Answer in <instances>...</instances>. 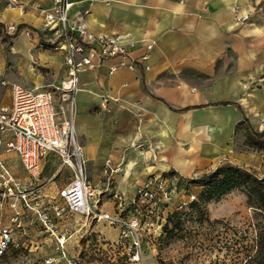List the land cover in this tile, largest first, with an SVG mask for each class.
<instances>
[{"label":"crops","instance_id":"crops-1","mask_svg":"<svg viewBox=\"0 0 264 264\" xmlns=\"http://www.w3.org/2000/svg\"><path fill=\"white\" fill-rule=\"evenodd\" d=\"M68 1L70 22L96 37L118 38L134 65L111 72L117 60L94 58V69L79 73L74 132L99 211L111 214L133 202L152 175L187 179L208 169L236 149V129L244 121L252 132L264 131V0ZM35 3L0 0V107L11 105V84L49 91L66 77L64 53L51 44ZM38 5L51 7L50 0ZM248 10L249 18L238 22ZM0 139V162L26 190L27 174L6 150L11 135ZM51 158L42 159V170ZM106 163L117 172L108 173ZM64 169L42 179L41 202L58 200L63 188L55 178ZM30 213L16 197L0 199L5 224L17 219L21 225ZM76 216L82 223L75 231L94 221ZM63 228L56 229L68 240L71 232ZM102 232L116 238L113 229Z\"/></svg>","mask_w":264,"mask_h":264},{"label":"rangeland","instance_id":"rangeland-1","mask_svg":"<svg viewBox=\"0 0 264 264\" xmlns=\"http://www.w3.org/2000/svg\"><path fill=\"white\" fill-rule=\"evenodd\" d=\"M55 93L59 110L65 104L59 92ZM254 133L249 123L244 121L236 129V149L214 160L208 169L190 178L179 179L171 172L148 177H161L169 195L161 202L155 215L148 217L153 227L150 233L143 234L141 238L142 264H250L256 253L258 233L264 227V214L248 201L241 189L206 200L202 194L204 188L201 180L217 168L228 166L264 179V138L259 141L253 136ZM51 155L52 162L43 170L41 166L38 185L61 166L58 155ZM68 172L64 169L63 176L59 174L55 178L59 190L70 182ZM26 178L29 182L28 176ZM141 187L137 188L135 196ZM54 201L42 203L46 207L64 205L59 194L58 200ZM119 209L124 217L136 212L144 215V208L135 202H127ZM69 215L72 217L68 218ZM51 222L54 228L66 227L63 229L71 232H67L69 239L62 249H58L55 237L30 213L21 219V228L15 231L14 242L0 258V264H130L126 250L121 246H112L118 241V227L90 221L85 228L75 231L72 227L78 228L82 219L67 211L62 218L52 216ZM102 227L115 230L116 238L105 236Z\"/></svg>","mask_w":264,"mask_h":264},{"label":"built area","instance_id":"built-area-1","mask_svg":"<svg viewBox=\"0 0 264 264\" xmlns=\"http://www.w3.org/2000/svg\"><path fill=\"white\" fill-rule=\"evenodd\" d=\"M8 6L18 4V0H7ZM46 28L51 32L52 45L64 53L66 77L58 88L49 91H33L17 84H11V105L0 107V136L10 134L6 150L17 155L29 178L26 190L0 162V199L16 197L24 207L37 217L45 230L56 239L58 249L66 242V235L53 227L51 217L61 218L64 212L80 215L96 222H106L118 227V241L112 246H121L127 252L130 264H142V235L151 232L153 224L149 215H155L162 201L168 198L161 177H151L140 188L133 203L144 208V215L136 212L124 217L119 209L114 214L98 210L99 200L92 183L86 176V160L82 146L77 142L74 132L75 93L82 69L92 70L93 59L100 61L117 60L110 68L133 69L129 61V50L118 38L96 37L88 32L85 25L70 22L68 12L71 3L68 0H50L49 9L40 7L41 0H34ZM251 10L237 19L238 22L249 18ZM13 28L8 27L7 31ZM145 58H142L144 60ZM3 85L5 83H2ZM59 92L65 106L57 110L56 93ZM1 145V139H0ZM49 154L58 155L61 166L70 171L71 179L59 192L62 206L46 207L41 202V186L37 184L41 176V161ZM110 174L118 169H111ZM121 208L122 205L118 204ZM21 228L17 219L5 224L0 219V258L3 257L14 242L15 231Z\"/></svg>","mask_w":264,"mask_h":264},{"label":"trees","instance_id":"trees-1","mask_svg":"<svg viewBox=\"0 0 264 264\" xmlns=\"http://www.w3.org/2000/svg\"><path fill=\"white\" fill-rule=\"evenodd\" d=\"M259 141L264 138V131L253 134ZM256 141V140H255ZM258 142V141H256ZM202 194L206 200L217 199L232 190L241 189L248 201L264 214V179H259L251 173L237 167H221L202 178ZM250 264H264V227L258 233L256 253Z\"/></svg>","mask_w":264,"mask_h":264}]
</instances>
